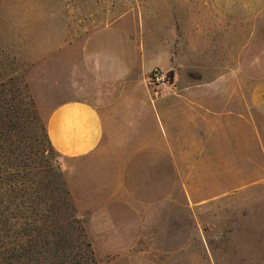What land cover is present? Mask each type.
Segmentation results:
<instances>
[{"label": "crops", "instance_id": "0c3cea01", "mask_svg": "<svg viewBox=\"0 0 264 264\" xmlns=\"http://www.w3.org/2000/svg\"><path fill=\"white\" fill-rule=\"evenodd\" d=\"M201 6L205 0H39L37 14L23 6L32 61L54 63L48 86L71 89L51 109L46 130L70 160L66 184L75 199L112 202L124 171L109 136L131 131L134 146L122 142V150L168 152L178 166L197 152L202 177L215 188L211 199L264 186V40L239 47L222 22L207 31L205 17L192 20L191 8ZM155 68L172 71L168 90L149 85ZM203 167L214 168L209 178ZM145 214L146 222L160 221L168 210ZM97 215L95 229L108 245L122 253L136 245L142 210L122 208V219L109 210Z\"/></svg>", "mask_w": 264, "mask_h": 264}, {"label": "rangeland", "instance_id": "374dc122", "mask_svg": "<svg viewBox=\"0 0 264 264\" xmlns=\"http://www.w3.org/2000/svg\"><path fill=\"white\" fill-rule=\"evenodd\" d=\"M38 1L0 0V181L9 185L0 189L2 196L7 186L17 204L40 213L45 201L55 202L61 211L74 208L96 264H264V186L211 199L215 188L202 177L197 152L185 161L190 165L178 166L168 152L122 150V142L134 146L133 131L111 135L110 153L124 171L123 185L112 202L85 204L68 193L70 160L52 147L46 124L51 109L60 98H69L71 89L48 86L54 83L48 80L54 78V63L32 61L37 56L29 43H23V6L37 14ZM191 9L192 20L205 17L207 31L213 22H222L223 33L237 36L239 47L250 39L264 40V0H205V6ZM41 66L47 69L40 71ZM42 75L46 79L41 80ZM212 170L203 167L208 178ZM204 196L209 200L202 201ZM155 206L168 214L146 222L145 212ZM122 208L142 210L144 218L139 240L124 253L122 246L108 245L111 241L94 223L97 213L108 210L122 219ZM69 238L83 245L77 229H70Z\"/></svg>", "mask_w": 264, "mask_h": 264}, {"label": "trees", "instance_id": "16d2710c", "mask_svg": "<svg viewBox=\"0 0 264 264\" xmlns=\"http://www.w3.org/2000/svg\"><path fill=\"white\" fill-rule=\"evenodd\" d=\"M4 185L8 184L1 180L0 189ZM5 188V195L0 193V264H96L85 228L71 211L74 208L61 211L55 202L45 201L40 213L17 204L16 195ZM70 229L79 231L82 246L72 243Z\"/></svg>", "mask_w": 264, "mask_h": 264}, {"label": "built area", "instance_id": "2783aa9c", "mask_svg": "<svg viewBox=\"0 0 264 264\" xmlns=\"http://www.w3.org/2000/svg\"><path fill=\"white\" fill-rule=\"evenodd\" d=\"M174 80L172 71L155 68L148 77L149 85L155 88V92H163L170 88Z\"/></svg>", "mask_w": 264, "mask_h": 264}]
</instances>
